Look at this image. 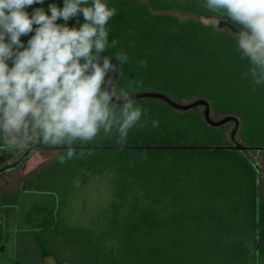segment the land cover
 <instances>
[{
  "label": "trees",
  "instance_id": "obj_1",
  "mask_svg": "<svg viewBox=\"0 0 264 264\" xmlns=\"http://www.w3.org/2000/svg\"><path fill=\"white\" fill-rule=\"evenodd\" d=\"M192 1L203 5V0ZM105 2L117 9L106 26L109 42L116 39L117 45L102 56L116 59L114 55L125 53L129 58L122 67L117 61V87L131 85V94L160 91L179 102L194 96L208 99L214 109L237 114L246 142H264V82L254 83L232 35L200 21L179 22L173 15L152 13L136 0ZM45 3L37 8L49 15V5L63 7V0ZM25 10L31 15L34 5ZM83 22L79 14L67 24L79 27ZM32 35L34 31L21 36L25 46ZM135 104L147 115L142 114L126 142H119L114 128L104 138V147L78 150L85 156L105 154L107 160L134 173L146 189L148 203L123 215L115 254L105 253L102 242L94 246L76 231H58L47 240L42 258L57 253L58 264H252L246 245L251 239L254 264H260L264 200L259 199L256 170L247 156L228 149L108 147L221 145L222 131L207 125L194 110L183 112L158 99H138ZM3 228L0 218V231Z\"/></svg>",
  "mask_w": 264,
  "mask_h": 264
},
{
  "label": "clouds",
  "instance_id": "obj_2",
  "mask_svg": "<svg viewBox=\"0 0 264 264\" xmlns=\"http://www.w3.org/2000/svg\"><path fill=\"white\" fill-rule=\"evenodd\" d=\"M36 3L43 0H0V148L59 147L63 164L75 156L77 142H92L101 131L115 128L119 142H126L147 113L136 106L131 85L117 87L118 80L108 76L117 69L110 56H102L117 45L116 39L109 42L106 27L117 9L105 0H63L62 8L49 5L50 15L43 8L29 15L26 7ZM203 5L241 26L232 35L237 50L254 83L264 82V0H203ZM79 14L84 22L69 27ZM33 31L25 46L21 36ZM114 56L121 67L129 59L125 53Z\"/></svg>",
  "mask_w": 264,
  "mask_h": 264
},
{
  "label": "rangeland",
  "instance_id": "obj_3",
  "mask_svg": "<svg viewBox=\"0 0 264 264\" xmlns=\"http://www.w3.org/2000/svg\"><path fill=\"white\" fill-rule=\"evenodd\" d=\"M136 1L144 3L152 13L173 15L179 22L200 21L227 34H237L229 27L216 26L221 20L228 19L227 17H218L204 5L192 0ZM43 3L33 4L34 9ZM231 24L241 30L240 25L232 21ZM115 61L113 64L118 71L119 65L116 59ZM114 73L109 72L108 76L112 78ZM199 98L194 96L180 102L190 103ZM208 102L213 120H220L227 115L237 116L214 109L210 100ZM191 110L196 111L204 120L203 106H196ZM209 126L218 127L222 131V141L219 144H230L232 121L221 126ZM108 135L101 131L98 138L86 145L104 146L102 142ZM244 136L245 129L240 122L238 140L244 145L264 147V142L249 143ZM77 144L82 145L79 142ZM75 149V156L61 164L57 157L62 154V148H32L24 157V163L0 173V218L4 224L0 231V264H16L17 261L19 264H40L43 259L42 252L47 248V240L51 241L58 231H76L94 246L102 242L105 253L115 254L117 251L123 215L134 207H145L144 204L148 203L146 189L134 173L127 172V169L107 160L105 154L91 152L85 156L79 154L78 148ZM248 155L263 171L255 174L259 199L264 200V151L249 150ZM16 160L15 155L4 161L0 160V168ZM246 245L254 264L255 241L250 239ZM263 262V257L260 256V264Z\"/></svg>",
  "mask_w": 264,
  "mask_h": 264
},
{
  "label": "water",
  "instance_id": "obj_4",
  "mask_svg": "<svg viewBox=\"0 0 264 264\" xmlns=\"http://www.w3.org/2000/svg\"><path fill=\"white\" fill-rule=\"evenodd\" d=\"M225 17H227V16H225ZM228 19L221 20L219 22L218 26L219 27H229L232 32L238 33L240 31V29L237 28L236 26L232 25L230 18H228ZM111 61H112V63L116 62L114 58H111ZM117 77H118V71L116 70V72L114 73V75L112 77L114 82L116 81ZM132 95H133L132 98L134 100H138V99L162 100L165 103H167L168 105H170L172 108L177 109V110H181V111H187V110H190L196 106H203L204 107L203 116H204L205 121L209 125L221 126V125L225 124L226 122H230V121L233 122V127L231 128V130L229 132L230 144H228V145H206V144L205 145H192V144L191 145L190 144H186V145H138V146L113 145V146H108V147H112V148H148V149H190V150H193V149H196V150H198V149H203V150H208V149L238 150L247 156L248 160L251 162V164L255 168L257 174L263 173V171L259 167V164L256 161H254L248 155L247 151H249V150L264 151V147L263 146H253V145H244L238 140L237 131L239 129L240 122L236 116L227 115L220 120H213L210 116L209 102L204 98L196 99L190 103H181L179 101L172 99L170 96H168L167 94L160 92V91H140V92L132 93ZM74 147L79 148V147H104V146H101V145H96V146L95 145H92V146H90V145H74ZM32 148H59V147L48 146V145H30L27 149H25V152L21 155V157L18 160H16L14 163H12L10 165H6V166L1 167L0 173H2L3 171L15 168L21 162L24 163L25 162L24 157L28 154V152ZM2 149H4V148H2ZM13 151H16V150H13ZM9 156H11V155L10 154L4 155V153H0V160L4 161Z\"/></svg>",
  "mask_w": 264,
  "mask_h": 264
},
{
  "label": "crops",
  "instance_id": "obj_5",
  "mask_svg": "<svg viewBox=\"0 0 264 264\" xmlns=\"http://www.w3.org/2000/svg\"><path fill=\"white\" fill-rule=\"evenodd\" d=\"M40 264H58V255L57 253L54 254H48L45 256Z\"/></svg>",
  "mask_w": 264,
  "mask_h": 264
},
{
  "label": "flooded vegetation",
  "instance_id": "obj_6",
  "mask_svg": "<svg viewBox=\"0 0 264 264\" xmlns=\"http://www.w3.org/2000/svg\"><path fill=\"white\" fill-rule=\"evenodd\" d=\"M3 151V153H4V155H15V156H17V160L21 157V155L25 152V150H23V151H13V150H8V149H3L2 150ZM11 152V153H10ZM22 163V162H21Z\"/></svg>",
  "mask_w": 264,
  "mask_h": 264
}]
</instances>
